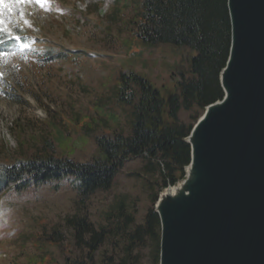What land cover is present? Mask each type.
<instances>
[{
	"label": "rangeland",
	"instance_id": "rangeland-1",
	"mask_svg": "<svg viewBox=\"0 0 264 264\" xmlns=\"http://www.w3.org/2000/svg\"><path fill=\"white\" fill-rule=\"evenodd\" d=\"M142 1L48 0L45 7L33 2L3 11L0 18L12 32L0 29V52L9 54L0 59V165L43 153L88 163L96 154V137L131 135L132 108L115 97L121 72L141 74L163 93L175 89L195 53L133 39L131 22ZM202 113L194 106L181 109L179 118L193 125ZM161 167L159 159L132 157L110 189L86 198L71 178L57 190L42 185L3 192L0 264L88 261V247L77 244L66 222L72 217L104 230L91 264H156L157 230L135 231L145 225L153 197L163 188ZM53 233L59 245L47 240Z\"/></svg>",
	"mask_w": 264,
	"mask_h": 264
},
{
	"label": "water",
	"instance_id": "water-1",
	"mask_svg": "<svg viewBox=\"0 0 264 264\" xmlns=\"http://www.w3.org/2000/svg\"><path fill=\"white\" fill-rule=\"evenodd\" d=\"M221 99L184 141V177L158 194V264H264V0H227Z\"/></svg>",
	"mask_w": 264,
	"mask_h": 264
},
{
	"label": "trees",
	"instance_id": "trees-1",
	"mask_svg": "<svg viewBox=\"0 0 264 264\" xmlns=\"http://www.w3.org/2000/svg\"><path fill=\"white\" fill-rule=\"evenodd\" d=\"M130 32L133 39L151 47L169 44L194 51L187 72L180 74L175 89L163 93L147 77L133 71L121 72L115 97L132 108L131 135L96 137V154L88 163L43 153L31 160L0 165V194L20 193L42 185L57 190L71 178L78 195L86 198L110 189L124 163L137 156L160 160L162 189L184 177V168L190 161V147L184 139L194 124L182 123L179 112L194 106L204 111L205 106L223 96L219 74L228 58L231 40L227 0H143ZM157 197L155 194L154 203ZM66 222L73 228L77 244L86 245L89 252L88 261L68 257L65 264H91L96 247L104 240V230H94L85 218H67ZM154 229L158 264L160 225L157 214L150 208L145 225L137 227L135 235H152ZM47 240L59 245L54 233Z\"/></svg>",
	"mask_w": 264,
	"mask_h": 264
},
{
	"label": "snow or ice",
	"instance_id": "snow-or-ice-1",
	"mask_svg": "<svg viewBox=\"0 0 264 264\" xmlns=\"http://www.w3.org/2000/svg\"><path fill=\"white\" fill-rule=\"evenodd\" d=\"M36 3L41 7H45L48 3V0H0V17L3 16V11L6 9L8 12L13 11V5H20V4H30ZM23 13L21 12V17H23ZM24 23L27 24L28 21L24 20ZM0 29H3L5 32L11 33L12 29L5 23V21L0 18ZM13 39L19 40L18 36H13ZM2 42V41H0ZM8 53L0 52V59L5 58Z\"/></svg>",
	"mask_w": 264,
	"mask_h": 264
}]
</instances>
